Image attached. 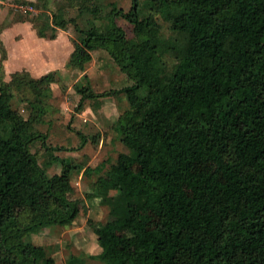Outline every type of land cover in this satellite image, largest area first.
<instances>
[{
  "label": "trees",
  "instance_id": "obj_1",
  "mask_svg": "<svg viewBox=\"0 0 264 264\" xmlns=\"http://www.w3.org/2000/svg\"><path fill=\"white\" fill-rule=\"evenodd\" d=\"M72 1L81 14L101 16L103 0ZM65 6L38 15L33 26L40 36L55 37L74 21ZM117 13L133 24L134 37L116 22ZM156 15L178 35L162 37ZM109 18L103 26L76 25L80 39L67 64L84 69L92 50L102 48L132 79L121 90L129 107L115 123L130 152H120L106 170L120 184L100 174L103 163L84 172L98 175L94 196L119 189L139 203L128 215L114 213L97 232L117 239L134 229L131 242L148 237L138 264H264V0H134L127 12L114 7ZM35 80L27 70L0 77V264H55L25 237L72 225L79 215L70 181L50 174L31 150L45 137L33 129L35 116L17 123L13 98L19 93L31 101ZM210 159L220 163L223 181L211 171L193 176L195 163ZM172 180L191 181L192 195ZM168 228L184 238L158 244ZM68 264L85 262L71 255Z\"/></svg>",
  "mask_w": 264,
  "mask_h": 264
},
{
  "label": "rangeland",
  "instance_id": "obj_2",
  "mask_svg": "<svg viewBox=\"0 0 264 264\" xmlns=\"http://www.w3.org/2000/svg\"><path fill=\"white\" fill-rule=\"evenodd\" d=\"M139 2L143 5L145 0ZM101 3V12L98 14L101 16L94 18L92 13L81 14L78 2L72 0H0V24L2 30L11 22L24 21L33 26V21H37L41 12L50 10L49 12L56 13L60 4H66L65 17L74 21H70L64 29L58 27L55 37L50 39H57L55 43H61L60 47L66 54L64 59L67 58L68 63L74 49V40L80 39L77 24L81 28H87L90 22L95 21L103 26L109 22V13L114 7L127 12L134 5V0H103ZM156 17L161 25L162 37L173 39L178 35L169 21L159 15ZM115 20L129 37H134V26L127 18L117 13ZM33 28L37 32L34 26ZM52 42L54 41H49ZM0 52L4 54L3 45H0ZM91 53L92 59L85 64L84 69L73 68L66 63L65 66L45 74H36L37 77L30 72L37 78L34 81L35 90L29 94L31 101L27 102L19 93L13 98L18 125L21 126L28 117L35 116L34 131L45 135L31 144L32 152L50 174L61 173L70 181L68 196L79 205V215L74 224L45 227L42 232L31 233L25 239L42 247L46 255L53 256L55 264H68L71 255H77L85 264H138L145 255L148 237L131 242L129 237L135 236L136 231L124 229L121 231V238L107 239L96 229H99V225H104L114 213L128 215L130 207L138 204L139 200L120 196L119 189L110 190L106 196H94L91 186L98 175L84 172L87 166L96 167L103 163L104 168L100 174L113 183L120 184L110 178L106 170L117 160L120 152H130L122 142L115 123L129 107L128 98L121 90L133 81L108 51L99 48ZM167 59L171 65L175 62L172 56H167ZM3 60L0 59V77L11 79L14 72L5 73ZM144 91L143 88L138 89L141 95ZM88 94L95 96L89 97ZM29 102H32L33 107H27ZM63 159L69 161L68 169ZM78 166L82 168L79 169ZM200 171H211L220 181L224 180L217 160L196 162L193 176ZM171 184L185 196L192 195L191 181L172 180ZM183 238L182 232L168 228L155 241L160 245L172 246Z\"/></svg>",
  "mask_w": 264,
  "mask_h": 264
},
{
  "label": "crops",
  "instance_id": "obj_3",
  "mask_svg": "<svg viewBox=\"0 0 264 264\" xmlns=\"http://www.w3.org/2000/svg\"><path fill=\"white\" fill-rule=\"evenodd\" d=\"M37 34L33 26L24 21L11 22L1 31L4 54L0 52V59H4L5 73L27 70L37 77L65 66L67 58L64 59L66 54L60 47L61 43H55L57 39L40 38Z\"/></svg>",
  "mask_w": 264,
  "mask_h": 264
}]
</instances>
